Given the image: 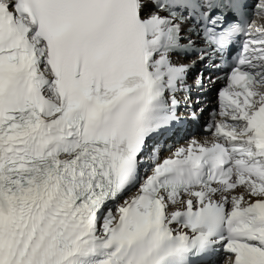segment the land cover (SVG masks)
Segmentation results:
<instances>
[{
    "label": "snow or ice",
    "instance_id": "obj_1",
    "mask_svg": "<svg viewBox=\"0 0 264 264\" xmlns=\"http://www.w3.org/2000/svg\"><path fill=\"white\" fill-rule=\"evenodd\" d=\"M221 256L264 264V0H0V264Z\"/></svg>",
    "mask_w": 264,
    "mask_h": 264
},
{
    "label": "bare ground",
    "instance_id": "obj_2",
    "mask_svg": "<svg viewBox=\"0 0 264 264\" xmlns=\"http://www.w3.org/2000/svg\"><path fill=\"white\" fill-rule=\"evenodd\" d=\"M209 93H210V92H209ZM209 93H208V94H209ZM201 118H202V116H201ZM201 118H200V120H199V124H200V126H201ZM193 137H195L196 139H200V140H203V139H211V137H210L209 134H206V135H197V134H194V135H191V136L187 137L186 142H182L181 145H186L187 142H188L189 140H191ZM172 150H175V148H173ZM168 154H169L168 152H167V153H164V155H168ZM222 259H223L222 256L219 257L218 260H217V264H221Z\"/></svg>",
    "mask_w": 264,
    "mask_h": 264
},
{
    "label": "rangeland",
    "instance_id": "obj_3",
    "mask_svg": "<svg viewBox=\"0 0 264 264\" xmlns=\"http://www.w3.org/2000/svg\"><path fill=\"white\" fill-rule=\"evenodd\" d=\"M216 92H217V88L214 91H212L211 94L216 93Z\"/></svg>",
    "mask_w": 264,
    "mask_h": 264
}]
</instances>
